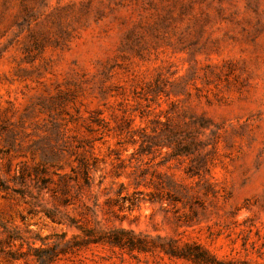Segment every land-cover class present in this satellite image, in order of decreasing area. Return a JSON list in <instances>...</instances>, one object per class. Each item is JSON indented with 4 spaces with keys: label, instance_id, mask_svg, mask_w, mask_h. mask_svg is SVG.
Here are the masks:
<instances>
[{
    "label": "rangeland",
    "instance_id": "rangeland-1",
    "mask_svg": "<svg viewBox=\"0 0 264 264\" xmlns=\"http://www.w3.org/2000/svg\"><path fill=\"white\" fill-rule=\"evenodd\" d=\"M170 240L264 264V0H0V264Z\"/></svg>",
    "mask_w": 264,
    "mask_h": 264
},
{
    "label": "trees",
    "instance_id": "trees-1",
    "mask_svg": "<svg viewBox=\"0 0 264 264\" xmlns=\"http://www.w3.org/2000/svg\"><path fill=\"white\" fill-rule=\"evenodd\" d=\"M129 233L124 232L123 230H116L109 233L107 236L98 239V241L106 242L112 246L123 247L127 246L131 250L140 249L141 251H146V246H142L141 248H136L135 244L132 240H128L127 242L123 240L121 235H128ZM175 241L170 240L167 246H161V251L164 252L165 255L176 258L183 259L186 261H190L193 264H238L236 262H219L214 258L210 257L207 252H205L200 246L185 244L183 247H179L176 245ZM54 252L51 251L49 256L44 258L43 264H48L53 261ZM245 264V263H242Z\"/></svg>",
    "mask_w": 264,
    "mask_h": 264
}]
</instances>
